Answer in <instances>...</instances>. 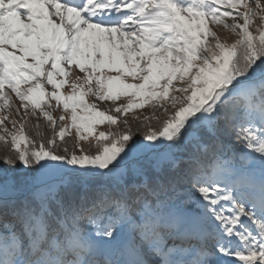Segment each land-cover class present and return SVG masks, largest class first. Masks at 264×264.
I'll return each mask as SVG.
<instances>
[{
    "label": "snow or ice",
    "instance_id": "6c2138e0",
    "mask_svg": "<svg viewBox=\"0 0 264 264\" xmlns=\"http://www.w3.org/2000/svg\"><path fill=\"white\" fill-rule=\"evenodd\" d=\"M0 264H264V0H0Z\"/></svg>",
    "mask_w": 264,
    "mask_h": 264
},
{
    "label": "rangeland",
    "instance_id": "374dc122",
    "mask_svg": "<svg viewBox=\"0 0 264 264\" xmlns=\"http://www.w3.org/2000/svg\"><path fill=\"white\" fill-rule=\"evenodd\" d=\"M228 22L231 23V20H229ZM214 30H216L218 32V34L221 36L222 39H229V41H230L232 38H234V37H231L230 33H228L222 27H216ZM48 88H49V91H51V86H48ZM70 90L71 89H70L69 85H65L64 89H62V91L65 94L69 93ZM88 100H89V103L94 102V99L92 97H88ZM124 102H126V99L123 98V97L121 98V100L117 101V103H124ZM53 103H55V102L53 101ZM97 103H98V107H100L101 110H104L105 108L112 106V102H110V101H105V102H102V103L97 102ZM16 104L17 105L19 104V101L18 100L16 101ZM77 111L80 112L81 115H86L85 113H82L79 108L77 109ZM151 112H152V109L147 108V107L145 109H143V110H139V109L138 110H135V114L136 115H139V116L150 115ZM60 114H61V109H57L55 112H53V115L55 117H59ZM156 114L159 115L160 113L157 112ZM14 118H17L18 119V117H15V116H14ZM127 119H129L130 122H134L135 121L133 119V114L132 113H130L127 116ZM32 122L35 123V120H33ZM44 122L45 121L43 119L40 120V124L41 123L43 124ZM8 126L11 127L10 124Z\"/></svg>",
    "mask_w": 264,
    "mask_h": 264
},
{
    "label": "trees",
    "instance_id": "16d2710c",
    "mask_svg": "<svg viewBox=\"0 0 264 264\" xmlns=\"http://www.w3.org/2000/svg\"><path fill=\"white\" fill-rule=\"evenodd\" d=\"M137 121H134V122H130V123H133V124H135ZM44 124H45V122L42 124L41 123V126H42V131H45V132H48L49 130L47 129V128H45V127H43L44 126ZM50 134V133H49Z\"/></svg>",
    "mask_w": 264,
    "mask_h": 264
}]
</instances>
